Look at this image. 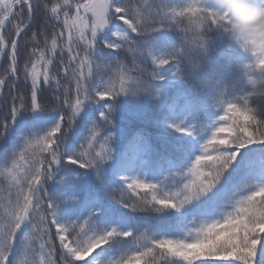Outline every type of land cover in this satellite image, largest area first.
Here are the masks:
<instances>
[{"label": "snow or ice", "instance_id": "obj_1", "mask_svg": "<svg viewBox=\"0 0 264 264\" xmlns=\"http://www.w3.org/2000/svg\"><path fill=\"white\" fill-rule=\"evenodd\" d=\"M25 6L28 21L31 22L34 15L31 0H0V30L6 26V22H11L10 17L22 16ZM73 8L74 13L70 11ZM45 9L50 11L56 21L62 23L64 31L59 34L53 31L50 38L45 35L44 47L32 50L35 59L31 61L30 68L28 63L24 66V79L30 81L29 95L27 98L25 95L19 97V107L15 104L11 107L10 121L5 118L0 125V144L8 140L12 132L17 133V141H13L9 148L0 147V176L8 181L10 189L16 190V199L13 201L11 193L4 196L3 189H0V264H57L54 258L56 246L49 224L56 229L55 234L62 250V264L84 260L87 264H97L98 257L113 253L115 245L123 243L121 238L128 237H132L136 249L130 255L125 252L119 258L113 256L108 264H153L154 259L168 258L177 259L183 264H196V261L209 259L232 260L238 264H264V120L254 115V110L248 106L247 97L243 98V107L228 103L225 115L220 117V120H227L231 118L228 114L233 113L242 118L243 122L233 118L232 125L216 127L211 138L203 143L195 127L171 123L163 128L165 133L171 130L183 134L177 137L180 142L174 145L175 150L181 153L180 158H166L163 164L169 170L187 166V172L183 174L186 182L174 190H165L155 182H145L131 175L137 169L124 159L122 153L117 155L113 152L112 144L117 130L114 125L115 113L109 100H115L121 94L147 92L152 85L136 80L124 87L121 81L122 86L118 91L114 87L97 91L84 86L83 80L87 77L83 69L91 71L92 57L100 43L112 50L129 46L130 52L141 51L135 47L137 41L130 33L145 35V21L150 13L144 6L130 4L129 0H57L50 9L45 5ZM205 12L209 13L207 24L193 22L195 17ZM155 15L159 16L162 27L165 22L180 27L179 18L187 16L188 24L181 30L194 31L200 37L198 41L189 42L192 48L202 46L201 33L205 27L228 23L226 18L211 15L210 9L203 7V0H190L181 11L175 8L170 12L162 9ZM116 20L122 21L126 28L116 24ZM27 27L28 24L23 21L16 24V36L19 37ZM65 32L66 42L61 43ZM108 33L117 39H108ZM32 40L38 43L35 32ZM78 41L84 45L83 57L73 51ZM17 46V41L13 39L12 51L8 54L5 37L0 32V55L9 56L12 76H16L17 72ZM58 49L61 53L67 50L69 61L79 62V69L73 71V78L77 81V99L74 105L64 101L71 109L67 117L41 102L48 87L54 84L57 90L60 88L57 76L50 75V66ZM181 52V48H175L166 58H154L153 63L158 67L168 65ZM141 55L147 59L152 56V49L141 51ZM100 58L114 61L115 53L107 56L102 54ZM256 68L264 69V59L257 62ZM161 71L154 70L153 79H162ZM5 82V79L0 78V88ZM252 83L255 84V81ZM67 93L65 89V95ZM81 93L84 100L80 99ZM93 94L104 103L90 112L84 101L93 99ZM156 95L159 96L158 89ZM53 99L59 101L58 96ZM95 112L99 113V119ZM25 116L30 119L25 121ZM100 121L104 127L112 129L106 135L101 131ZM81 124L88 132L83 137L87 146L81 145L77 151L69 145L61 152V145L74 135ZM250 125L256 126L255 133L249 130ZM222 132L229 133L230 138L218 139L217 133ZM145 142L147 149L142 158L148 160L151 144L147 139ZM97 144L99 150H96ZM197 152L199 154L191 159ZM45 154L50 157L47 166ZM69 165L84 170L78 174V179L91 175L95 185L106 194H112L118 182L133 192L136 189L145 190L147 195L139 198L140 205L154 209L161 214L159 218L172 217L176 229L185 230L186 235L170 238L169 231L164 228L154 230L151 235L148 231L136 235L137 226L129 221L124 212L105 205L95 195L71 206L65 204V192L45 200L47 189L44 185L48 181L55 182L56 174ZM60 182L63 183V179ZM241 182H247V194L233 199L237 195L238 183ZM69 191L75 193L71 199L84 197L83 189L72 188ZM226 201L231 204L232 210L222 213L220 209ZM116 202L132 212L138 207L123 199ZM85 214L88 218L78 223ZM197 218L203 219L197 223ZM171 227L168 226L169 229ZM74 232L80 236L79 239L76 236L69 239ZM103 245H107V248ZM97 249L100 251L93 256L92 253ZM19 255L26 259L19 260ZM28 257H31L30 261Z\"/></svg>", "mask_w": 264, "mask_h": 264}, {"label": "trees", "instance_id": "obj_2", "mask_svg": "<svg viewBox=\"0 0 264 264\" xmlns=\"http://www.w3.org/2000/svg\"><path fill=\"white\" fill-rule=\"evenodd\" d=\"M31 2L34 10L31 22L28 21L27 6H25L22 16L10 17L11 22H6V26L0 30L5 37L8 54L12 51L11 41L13 39L17 41L18 45L16 49V76L10 74L11 60L9 56L7 54L0 55V78L6 81L0 88V125L5 118L10 121L11 107L14 104L19 107V97L25 95L27 98L29 95L30 81L24 79V66L25 63H28L29 68L31 67V61L35 59L32 50L44 47L45 35L50 38L53 31L57 34L64 31L62 23L56 21L50 11L45 9V5L50 9L57 0H31ZM189 2L190 0H129L130 4L144 6L150 13L145 21L146 34L137 36L130 33V35L137 41L136 48L145 52L146 49L151 48L152 56L145 59L141 55V51H128L129 46L120 50H112L105 48L103 43H100L92 57L91 71L89 72L87 68L83 69L84 76L87 77L83 80L84 86L90 89L95 88L97 91L113 87L118 91L122 86L121 81H123L124 87H128L136 80L142 81L145 85H152L147 92L121 94L115 100H109L115 113L114 125L117 130L112 148L114 154L122 153L124 159L137 169L131 173L132 176L139 178L141 177L140 173L143 174L142 171H144L142 180L158 183L165 190H174L186 182L183 174L187 172V166L182 169L169 170V167L163 164L166 158H180L181 153L175 150L174 145L180 142L177 137L183 135L173 133L171 130L165 133L163 128H167L171 123L183 127H195L197 135L203 143L211 138L216 127L232 125L233 118L243 122L242 118L233 113L228 114L231 118L227 120H220V117L225 115L228 103H235L237 106L243 107L244 97H247L248 106L254 110V115L258 119L264 120V71L255 67L251 53L246 52L231 37L230 33L223 27L210 24L202 30V46L192 48L189 42L198 41L200 37L194 31L181 30L188 24L187 16L179 18L180 27L172 22H165L163 27L161 26L160 18L155 13L161 12L162 9L170 12L172 8L181 11L187 7ZM253 3L257 7H264V0H253ZM215 6V0H203L204 8L211 10ZM16 11L19 12L20 9L17 8ZM70 11L74 13L75 9ZM60 15L62 20L63 11ZM21 21L28 24V27L17 37L15 25ZM114 22L126 28L122 21L116 20ZM33 32L37 34L38 43L32 40ZM107 37L111 40L117 39L111 33H108ZM66 39L67 33L65 32L61 43L66 42ZM175 48L185 49L187 54L182 56L178 54L176 60H170L168 65L162 67L153 63L154 58L156 60L166 58V55ZM73 51L83 57V43L78 41ZM109 53H115L114 61L100 58L102 54L107 56ZM74 69H79V62L69 61L67 50L61 53L58 49L53 64L50 66V75L57 76L60 81V88L57 90L54 84L52 87H48L41 101L65 117L71 114V109L64 101L67 100L69 104L74 105L77 99V81L73 78ZM154 70H162L161 76L163 78L153 79L152 72ZM66 71L67 74H65ZM252 81H255V84ZM65 89L68 90L67 95H65ZM157 89L159 96L156 95ZM57 96L59 101L53 99ZM13 97L16 99L14 100ZM80 99L84 100L82 93ZM84 102L90 112H94L100 104L104 103L95 95L90 101ZM95 114L96 118L99 119V113L95 112ZM29 119L28 116L24 118L25 121ZM100 123L104 135L112 130L104 127L102 121ZM249 130L255 133L256 126L250 125ZM87 135L88 132L84 130L83 124L79 125L74 135L61 145L60 151L63 152L65 147L69 145L77 151L80 150L81 145L86 147L83 137ZM240 135L243 134L240 133ZM217 138L229 139L230 136L229 133L222 132L217 133ZM146 139L151 144L148 160L142 158L147 149ZM13 141H17V133L15 132H12L9 139L0 144V147L9 148ZM137 147L141 150L138 151ZM96 150H99V144L96 145ZM196 154L199 152L195 153L191 159H194ZM44 159L45 166H47L50 157L45 154ZM72 169H76V171H71ZM83 171V169H78L76 165H69L67 169H61L56 174L55 182L48 181L44 185V188L47 189L46 196H44L45 200L55 198L61 192H65V204L71 206L82 202L84 198L95 195L99 196L105 205L124 212L129 221L137 226L136 235L145 231L151 235L154 230L158 231L162 228L169 231L170 238H181L186 235L185 230L176 229L172 217L159 218L161 214L154 209L140 205L139 198L147 195L145 190L136 189L133 192L126 185L118 182L114 186V192L106 194L99 186L95 185L91 175L78 179V174ZM177 173L180 174L177 175ZM62 179L63 183L60 182ZM72 188L83 189L84 197L76 196L75 199H71L70 197L75 195L74 192L69 191ZM0 189H3L2 194L4 196L11 193V199L15 201L16 190L10 189L8 181L2 176H0ZM25 190H27L26 185ZM236 191L237 195L233 199H238L240 195L247 194V182L238 183ZM120 199L130 205H137V210L132 212L130 209H124L122 205L116 202ZM231 210V204L227 201L220 209L222 213ZM87 218L85 214L78 223H83V219ZM200 219L203 218H197V223L200 222ZM169 225L173 227L169 229ZM49 227L51 228L53 244L56 246L54 258L57 264H62L60 261L62 250L55 234V226L49 224ZM72 236H76L77 239L80 238L75 232L70 235L69 239ZM121 240L123 243H117L113 253L98 257L97 264H108V260L113 256L119 258L125 252L130 255L136 249L137 245L133 242L132 237L121 238ZM102 247L107 248V245ZM99 251L100 249H97L92 255H96ZM18 259L24 260L26 258L19 255ZM27 259L30 261L31 257ZM87 259H91V257ZM169 261L171 264H183L182 261L174 258L154 259L153 264H169ZM74 264H87V261H76ZM196 264L211 263L200 260L196 261ZM226 264H238V262H227Z\"/></svg>", "mask_w": 264, "mask_h": 264}, {"label": "clouds", "instance_id": "obj_3", "mask_svg": "<svg viewBox=\"0 0 264 264\" xmlns=\"http://www.w3.org/2000/svg\"><path fill=\"white\" fill-rule=\"evenodd\" d=\"M215 5L210 14L227 19L228 23L220 27L251 53L256 67L257 62L264 59V7H257L253 0H215ZM208 19L209 13L205 12L193 22L204 25Z\"/></svg>", "mask_w": 264, "mask_h": 264}, {"label": "rangeland", "instance_id": "obj_4", "mask_svg": "<svg viewBox=\"0 0 264 264\" xmlns=\"http://www.w3.org/2000/svg\"><path fill=\"white\" fill-rule=\"evenodd\" d=\"M81 13L83 14V10H81ZM186 54H187V51L185 49H182V52L180 53V55L182 56V55H186ZM137 150L140 151L141 149L139 147H137ZM142 173L143 174L140 173L141 177L144 176L145 172L142 171ZM141 177H139V179H141ZM206 262H210L211 264H226L227 262H236V261H232V260L224 261V260H218V259H209V260H206Z\"/></svg>", "mask_w": 264, "mask_h": 264}]
</instances>
